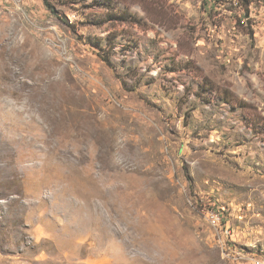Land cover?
Instances as JSON below:
<instances>
[{
  "label": "rangeland",
  "instance_id": "rangeland-1",
  "mask_svg": "<svg viewBox=\"0 0 264 264\" xmlns=\"http://www.w3.org/2000/svg\"><path fill=\"white\" fill-rule=\"evenodd\" d=\"M51 3H0V264L264 259V1Z\"/></svg>",
  "mask_w": 264,
  "mask_h": 264
},
{
  "label": "trees",
  "instance_id": "trees-1",
  "mask_svg": "<svg viewBox=\"0 0 264 264\" xmlns=\"http://www.w3.org/2000/svg\"><path fill=\"white\" fill-rule=\"evenodd\" d=\"M44 3L46 4V6L51 10V12L56 13V10L53 8L51 0H43ZM264 1V0H262ZM106 3H109V0H105V3H103L102 5H106ZM113 7V6H110ZM111 9V8H110ZM112 10V9H111ZM114 16L116 17V19L125 22V23H132V24H140V21L137 19V17L128 12V11H120L119 14L114 13ZM108 64L110 62V59H104Z\"/></svg>",
  "mask_w": 264,
  "mask_h": 264
},
{
  "label": "built area",
  "instance_id": "built-area-1",
  "mask_svg": "<svg viewBox=\"0 0 264 264\" xmlns=\"http://www.w3.org/2000/svg\"><path fill=\"white\" fill-rule=\"evenodd\" d=\"M9 1L13 2L15 0H0V3L5 4V3H8ZM212 220L213 222L216 223L219 219L215 215H213ZM249 261L251 264H264V259H261V258H251Z\"/></svg>",
  "mask_w": 264,
  "mask_h": 264
}]
</instances>
